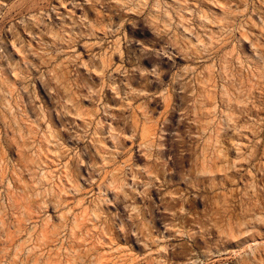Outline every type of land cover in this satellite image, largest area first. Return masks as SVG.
<instances>
[{"label":"rangeland","instance_id":"obj_1","mask_svg":"<svg viewBox=\"0 0 264 264\" xmlns=\"http://www.w3.org/2000/svg\"><path fill=\"white\" fill-rule=\"evenodd\" d=\"M0 264H264V0H0Z\"/></svg>","mask_w":264,"mask_h":264}]
</instances>
